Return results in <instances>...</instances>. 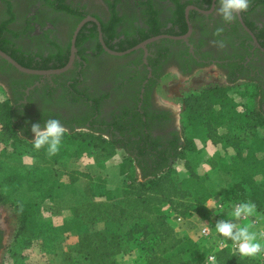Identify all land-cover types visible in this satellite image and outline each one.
<instances>
[{
  "label": "trees",
  "instance_id": "1",
  "mask_svg": "<svg viewBox=\"0 0 264 264\" xmlns=\"http://www.w3.org/2000/svg\"><path fill=\"white\" fill-rule=\"evenodd\" d=\"M47 1L57 9L72 14L66 22L69 43L59 50L60 54L50 57L36 53L25 54L16 49L12 42L2 44L0 41L3 51L29 68L64 67L70 59L73 34L78 24L87 17L83 8L67 5L65 0ZM172 1L178 8L173 18L168 20L172 22L171 27L159 22L157 13L152 12L150 27H137L134 32L128 29L117 30L120 16L115 4L111 5L112 19L105 25L109 30L103 28L107 46L113 50L125 51L154 36L185 34L188 31L185 9L191 2ZM8 13L13 19V11ZM91 23L81 29L76 43V47L86 55H89V51L83 40L88 35L86 26ZM6 24L0 31V36L7 31L8 23ZM92 34L95 40L90 50L93 53H105L99 41V31H93ZM260 36H264V29H261ZM163 42L181 44V41L167 38L160 40L159 44ZM163 50V55L170 52L169 48L164 47ZM140 52L143 53V50ZM4 61L10 69L19 72ZM85 61H77L76 64L85 68ZM26 77L30 80L28 83L32 84L40 75ZM72 87L73 84L66 88V94L77 95V89ZM258 87L260 101L257 111L251 110L246 104L236 103L228 88H209L192 93L183 100L189 126H202L212 144L221 145L224 149H234L235 153L229 162L224 160L225 156L220 152L208 154L205 149L198 147L194 138L183 134L177 126L166 132L164 124L169 121L167 113L156 114L144 109V113L131 119H127L125 114H114L109 118L96 120L91 126L68 121L63 124L66 128L63 138H69L79 147L85 145L92 149L90 156L96 161H111L121 155L117 166L123 176V183L121 189L116 190L79 169H67L62 165L59 169L63 175L57 174L58 168L55 169L52 162L60 164V153L48 157L46 148L36 151L31 142L34 139L31 125L40 123L43 126L45 119L40 117L39 120H34L33 116L30 119L22 110H18L17 104L10 98H0L1 132L3 139L9 141L11 146V150H3L0 154V190L3 189L0 191V203L7 204L11 197L18 194L24 182L29 186L30 195L35 198L29 201L22 199L14 207L17 217L16 241L29 248L40 240L43 249L52 253L68 234H77V242L70 246L69 254L66 255L69 264H120L119 256L125 255L134 256V264H205L211 242L201 238L200 245L199 241L181 236L172 220L177 217L191 219L197 215H211L207 203L212 198L219 197L227 203L252 201L257 208L256 215L264 223V92L262 93L259 85ZM85 95L83 92V95L77 97L82 99ZM92 98L89 97L92 104L88 106L90 118L93 111H101L98 106L100 98ZM238 105L245 106V109L240 112ZM151 121H155L154 127ZM190 153L199 156V161L195 164L189 157ZM31 156L38 161L32 164L24 161L25 157ZM177 164L187 170V178H178ZM203 164L208 166L204 172L201 171ZM49 167L56 170L55 176L60 174L58 177L61 181L64 176L68 181L52 185L47 180ZM216 172L221 174L222 181L215 180L213 175ZM82 178L90 182L87 186L89 199L70 207L71 212L64 218L61 226L42 220L43 206L47 203L56 204L57 189H69ZM58 205L64 207L63 202ZM101 222L119 228L94 231L93 226ZM124 226H128V229L122 230ZM205 241L210 243L207 249ZM197 249L200 250L199 253L196 252ZM187 250H194V256L179 262L173 260V255ZM216 256L214 264H263L257 256H241L230 246L218 250Z\"/></svg>",
  "mask_w": 264,
  "mask_h": 264
},
{
  "label": "flooded vegetation",
  "instance_id": "2",
  "mask_svg": "<svg viewBox=\"0 0 264 264\" xmlns=\"http://www.w3.org/2000/svg\"><path fill=\"white\" fill-rule=\"evenodd\" d=\"M18 1L0 0L3 4V6L0 5V31L8 23L7 31L0 36L2 44L12 42L16 49H19L22 53L43 54L45 57L58 54L60 49L67 46L69 39L64 34L67 27L66 22L72 17L71 13L57 9V7L49 4L47 0H34L35 5H30V0H22L25 5L27 4L25 7L28 8V14L22 18L20 16L21 5L19 4L21 2L18 3ZM181 1L191 2L185 9L188 23L186 33L190 30V24L191 33L186 40H174L181 41L180 47L183 48L175 52L171 50L169 54L163 55L164 47L159 44L160 40H158L148 44L146 49L136 50L142 57L143 67H139L137 71L129 76H106L102 80V84L105 85L103 87L104 91L92 98V100L100 98L101 101L98 106L101 107V111L98 113L93 111L91 118L88 116V106L92 102L88 100V106L83 110L76 105L74 106L77 102L70 99L71 96L66 93L57 96L53 93L34 90V88H45L42 86L41 80L36 81L35 79L32 84H29L30 80L26 76L34 74L10 69L1 57L0 85L5 89L8 98L17 104L15 105L18 110H22L23 114L29 116L30 119L39 120L41 117V119L47 121L50 118H56L62 124H66L68 121L74 122V124L86 123V126H91L94 124L93 122L98 119L101 120L103 117L109 118L114 114H125L127 119H131L138 116L139 113H144V109H148L152 113L168 114L167 119L169 121L164 124L166 132H170L177 126V116L171 106L158 100L156 88L171 65H175L182 76H189L198 68L216 66L229 82L253 79L258 83L263 93L264 36H260V33L261 29H264V23L257 21L255 13L259 7L264 6V0H250L249 9L230 24L223 23L221 18L215 14L218 0ZM76 2L77 0H65L67 5L81 9ZM161 2V0H106V6L102 13L84 9L87 17H95L100 22L101 27L100 30L98 23L95 21L87 22H92L86 26L88 35L83 40L84 46L88 49L87 51H90V46L95 40L92 34L93 31H99V41L101 31L105 42L103 28L112 19L111 5L113 4H115L120 16L118 31L128 29L134 32L137 27L149 28L152 12L157 13L159 22L168 24L167 27H171L172 22H168V20L173 18L178 6L172 0H164L168 3V6L163 8ZM9 11H13V19L8 16ZM191 15L192 20H190ZM220 26L224 27V32L222 37H216L213 33ZM106 29L109 30L107 27ZM221 38L225 40L226 47L218 49L212 45L211 41ZM43 46L49 48L46 53L39 50ZM140 50H143V53ZM136 51L127 55L134 54ZM105 54L112 55L106 51L105 53L86 55L82 53L81 49L77 48L72 67L64 73L77 72L78 76H81L84 68L77 66V61L81 62L85 59L86 67L92 55ZM75 91L78 93L77 95H83V92ZM86 98L88 99L85 95ZM31 116L33 117L31 118ZM153 122L151 121V124L154 127ZM155 130L156 128H154ZM9 238L8 227L4 225L0 213V264H3V254Z\"/></svg>",
  "mask_w": 264,
  "mask_h": 264
},
{
  "label": "rangeland",
  "instance_id": "3",
  "mask_svg": "<svg viewBox=\"0 0 264 264\" xmlns=\"http://www.w3.org/2000/svg\"><path fill=\"white\" fill-rule=\"evenodd\" d=\"M19 1L21 3H19ZM18 3L21 5L20 16L23 18L28 14V8L25 7V3L22 0H19ZM163 8L168 6L167 2L161 0ZM17 2V0H16ZM80 5L81 8L94 11L97 13L104 12L106 0H77L76 2ZM36 2L34 0H30V5H35ZM0 5L3 4L0 2ZM24 6V7H22ZM255 18L257 21L264 23V6L259 7L255 13ZM17 28H19L17 26ZM67 28V27H66ZM67 34V29L65 31V37ZM161 45L165 48H169V50L179 51L183 47H180V44H172L169 42H163ZM43 53H46L49 48L48 46H43L39 49ZM89 55L92 52L90 50L87 52ZM142 57L139 52H136L131 55L124 56H115V55H100L94 56L92 55L89 60V64L84 68L83 74L78 76L77 72H69L63 73L59 75H51V76H40L36 79V81L41 80L42 86L41 90L47 93H53L57 96L64 95L66 92V88H69V85L73 84L75 89L80 92H85L86 98H78L76 94L71 95L70 99L75 100L77 103L74 104L78 108L85 109L88 106L89 97H94L97 94L102 93L104 90V86L102 84V80L109 75L113 76H129L133 74L139 67H143ZM172 66V65H171ZM170 67V66H169ZM83 76V77H82ZM70 82V83H69ZM209 88H225L229 89L230 94L234 96L235 102L238 104H246L248 108L253 111H257L259 109V101H260V90L258 87V83L252 79L249 80H236L234 82H229L227 78L220 72V70L216 66H206L204 68H198L189 76H182L180 78L173 72L165 73L159 84L156 88V93L158 96V100L168 106L175 111L177 116V127L178 129L190 138H194L198 147L205 149L208 154H212L214 152L222 153L226 162L230 161L231 156L235 153L233 148H225L220 146H216L210 142H208L207 131L202 127L198 126L197 128L189 126V120L184 112V104L183 100L186 96L192 93H199L203 90ZM0 98L6 99L8 95L6 94L3 86L0 85ZM238 105V109L242 112L245 109V106ZM198 123V121H197ZM34 135V134H33ZM11 150V146L9 145V141L3 139L0 125V154L3 150ZM60 157L61 162L59 165L53 164L55 169L58 168L57 174L60 173L63 175L62 171L59 169L60 166H64L67 169H79L87 172L93 176L96 181L102 180L108 186L112 188L119 186L123 180L120 174L117 171L118 163L121 161V155H118L116 158L111 161L98 162L94 157L90 155L93 153L92 149L83 145L79 147L75 142H72L69 138H63L60 146ZM189 157L191 161L195 164L199 161V156L194 153H190ZM25 162L30 164L38 161L36 157H25ZM10 164H13L10 162ZM177 172L178 178H184L185 168L181 164H177ZM208 169V166L202 165L201 171L204 172ZM50 174L47 176L48 182L55 183L68 181L66 176H62L63 180L55 176L56 170L52 167H49ZM59 171V172H58ZM215 180L222 181L223 177L219 172L213 175ZM89 181H82L79 183V187H76L72 191L67 188H60L56 191V204L50 205L47 203L43 206L42 211V220L52 221L54 225L61 226L63 225L65 213H63V209L65 207H61L58 205L63 202L67 204L68 207H74L77 204H81L89 199V195L87 194V186L89 185ZM53 185V184H52ZM3 190V189H2ZM0 190V191H2ZM34 200L35 198L30 195L29 186H27L26 182H24L21 188L18 191V194L11 197L7 204L0 203V213L2 214V221L4 225L8 227L10 238L8 239V245L5 248L3 254V264H69L67 261L66 255L69 254L70 246L74 245L77 240V234H68L67 238H64L61 242L56 245L55 252L49 253L45 249H43V243L40 240H37L32 244L29 248L24 247L22 242H17L15 239L16 228H17V217L15 214L14 207L16 203L21 200ZM212 198L209 201L208 209L212 210L213 207ZM72 204V205H71ZM58 208H61L58 210ZM201 216H194L188 221L184 223H178L175 220L173 221L174 226L176 227L178 233L181 236H187L188 238L199 241L201 245V237L198 233L199 222L201 221ZM118 226L107 223H99L97 226H93L94 231L101 230H112L118 229ZM122 230H127L128 226H124L121 228ZM204 246L206 249L210 245L209 242L205 241ZM187 248V246L185 247ZM184 248V249H185ZM195 251H185L182 253H178L173 255V260L175 262H179L180 260H184L186 258H190L194 256ZM197 253L200 250H196ZM118 261L120 264H134V256H119ZM80 262V260H79Z\"/></svg>",
  "mask_w": 264,
  "mask_h": 264
},
{
  "label": "clouds",
  "instance_id": "4",
  "mask_svg": "<svg viewBox=\"0 0 264 264\" xmlns=\"http://www.w3.org/2000/svg\"><path fill=\"white\" fill-rule=\"evenodd\" d=\"M249 6L250 0H218L215 14L223 23L230 24L246 12ZM223 32L224 27L220 26L215 29L213 35L222 37ZM211 43L218 49L226 47L223 38L214 39ZM168 71L182 78L180 70L175 65L170 66ZM31 131L34 134L31 142L36 151L46 148L48 157L58 154L66 132V128L59 119L50 118L43 126L40 123H33ZM256 213V205L250 200L234 205L230 213L231 219H220L215 224L216 233L223 238L221 243L231 241L233 249L241 256L255 257L264 254V228L255 230L256 225L252 220Z\"/></svg>",
  "mask_w": 264,
  "mask_h": 264
},
{
  "label": "built area",
  "instance_id": "5",
  "mask_svg": "<svg viewBox=\"0 0 264 264\" xmlns=\"http://www.w3.org/2000/svg\"><path fill=\"white\" fill-rule=\"evenodd\" d=\"M213 202L214 203L211 210V215L202 217L198 227L199 236L211 242L212 245V246L210 245L211 250L205 259V264H214L217 258L216 252L220 249L230 246L231 249L235 251L232 247V242L229 243L228 241H225L223 244L221 243V240L223 238L216 233L215 224L220 219H231L230 213L233 206L241 202L227 203L226 201H223L219 197L214 198ZM188 220L190 219H184L182 217H177L175 219V221L178 223H184L185 221ZM252 220L255 222L256 225L255 230H260L264 228V223L261 221L259 216L256 215L255 217L252 218ZM257 257L264 264V254H259L257 255Z\"/></svg>",
  "mask_w": 264,
  "mask_h": 264
},
{
  "label": "water",
  "instance_id": "6",
  "mask_svg": "<svg viewBox=\"0 0 264 264\" xmlns=\"http://www.w3.org/2000/svg\"><path fill=\"white\" fill-rule=\"evenodd\" d=\"M88 21H95L98 23V25L100 27V22L95 17H92V16L86 17L85 19H83L78 24V26H77L74 34H73V38H72L71 57L69 59V62L64 67L52 68V69L29 68V67H26V66H23L22 64H20L16 59H14L11 55H9L5 51H3L1 48H0V57L3 58L4 60H6L7 62H9L17 70H19L20 72H23V73L34 74V75H55V74L64 73L67 70H69L73 65V62L75 60V53L77 52V47H76L77 37H78L81 29L83 28V26ZM100 30H101V27H100ZM190 33H191V24H190V30L186 34H183V35L162 34V35L154 36V37L149 38V39L141 42L140 44H138V45H136V46H134L128 50H125V51H117V50H113V49L109 48L106 45V43L104 42L103 35H102L101 31H100V41H101L102 46L106 52H108L112 55H116V56H124V55L130 54V53H132L136 50H139V49H146L148 44L155 42V41H158V40H161V39L167 38V39H172V40H186L188 38V36L190 35Z\"/></svg>",
  "mask_w": 264,
  "mask_h": 264
},
{
  "label": "crops",
  "instance_id": "7",
  "mask_svg": "<svg viewBox=\"0 0 264 264\" xmlns=\"http://www.w3.org/2000/svg\"><path fill=\"white\" fill-rule=\"evenodd\" d=\"M208 142H210V143H212L211 141H208ZM117 168V171H118V173L120 174V176L122 177V179H123V176L121 175V173H120V169H119V167H116ZM177 168V167H176ZM83 171V170H82ZM184 174V178H187L188 176H189V174H188V172H187V170H185V173H183ZM86 179H84V178H82V179H80L76 184H74V185H72V186H70L69 187V189H74V188H76V187H79L78 185H79V183H82V181H85ZM122 182L121 183H119V186H118V184H117V186H115V187H111V186H108L110 189H112V190H116V189H121V187H122V183H123V180H121ZM72 205V204H71ZM209 205V202L207 203V206ZM63 206L65 207L64 209H63V213H65V215L67 216V215H69L70 214V212H71V208L70 207H68V205L67 204H64L63 203ZM58 210H60V208H58ZM65 216V217H66ZM99 224V223H98Z\"/></svg>",
  "mask_w": 264,
  "mask_h": 264
}]
</instances>
